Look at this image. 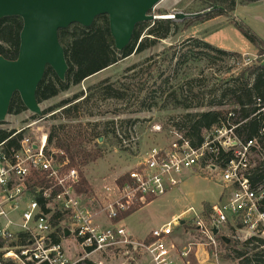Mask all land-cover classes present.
I'll return each instance as SVG.
<instances>
[{
	"label": "built area",
	"instance_id": "built-area-1",
	"mask_svg": "<svg viewBox=\"0 0 264 264\" xmlns=\"http://www.w3.org/2000/svg\"><path fill=\"white\" fill-rule=\"evenodd\" d=\"M244 62L252 64L248 58ZM255 106L254 115L264 120V98L256 97ZM228 110V119L206 132L198 147L172 128L174 137L168 145L148 148L128 171L105 180L96 193L98 208L88 205L87 195L78 189L80 170L70 165L64 150L50 147L47 133L37 129L34 136L23 134L18 148L1 142L0 264H76L84 259L106 264L111 255H122L131 263L146 256L151 264H188L192 244L202 246L206 257H214L218 264L221 236L234 237L226 229L233 235L244 233V240L264 238V187H254L250 180L254 156L260 153L264 160L259 142L264 126L257 136L243 139L236 131L243 120L231 121L237 115ZM36 122L14 130L11 137ZM187 169L200 170L223 187L209 211L193 207L186 211L194 214L192 226L204 242L176 250V231L184 226L186 212L144 238L128 231L122 223L125 214L178 185V176ZM65 227L71 231L68 236Z\"/></svg>",
	"mask_w": 264,
	"mask_h": 264
},
{
	"label": "rangeland",
	"instance_id": "rangeland-1",
	"mask_svg": "<svg viewBox=\"0 0 264 264\" xmlns=\"http://www.w3.org/2000/svg\"><path fill=\"white\" fill-rule=\"evenodd\" d=\"M205 11L206 7L202 0H161L150 11L155 19L146 23L152 26L156 18L172 16L174 22L180 25L182 30L176 33L172 32L169 37L160 40L147 50L134 53L120 60L117 64L40 105L44 110L58 104L64 98L72 97L81 92L84 93L85 97L94 91L93 89L89 91V88L104 79L115 82L117 87L131 86L136 96H130L127 100L120 101L102 99L95 95L88 103H84V111L78 119L61 118L59 109L37 118H34L32 116L34 114L28 110L21 114H9L2 127L14 131L38 121L32 128H27L23 134L34 136L37 129H41L40 133L45 132L49 136L53 125L81 124L82 127L90 128L91 124L96 123L99 124L100 129H104V124L114 122L107 124L109 133L106 136H100L97 141L91 140L86 143V152L96 155L95 160L78 168L88 180L91 185V192L96 197V193H99L106 179L128 171L142 152L154 145H168L174 137L169 117L187 111L181 107H175L173 103L163 107L165 96L159 98L160 92L158 91L155 94L157 97L155 99L159 101L158 106L152 110L142 109L137 101L138 98H136L144 96V92H139L140 89L158 88L166 78L171 79V86L173 85L171 91L178 87L184 88L183 90L186 91L184 83L192 77H204L212 85L218 80L228 77L229 72L238 73L241 71L245 67L244 59H250L251 63L257 59L258 50L256 46L243 35L235 22L245 23L257 36L264 40V0L248 5H238L233 12L237 18L233 16V13L221 15L208 21L196 20L199 15L184 19L174 17L175 14L179 13L194 14ZM191 20L194 22L189 23ZM147 31L148 29L143 33V37L148 36ZM193 37L203 38L204 41L217 48L240 52L242 58L234 60L226 57L225 60H216L211 65L207 60H197L191 56L186 63L177 67L175 60H171L173 52L175 50L181 51V53L185 52L186 49L182 50L184 42ZM207 89V87L203 88L204 91ZM229 108V106H222V109ZM208 109V107H204L197 110ZM254 157L256 159L259 156ZM178 178L181 179L178 185L168 189L165 194L148 201L126 217L122 223L128 231L137 238H144L152 229L168 222L174 215L184 213L191 207L198 212L204 211L205 206L210 207L220 200L223 191L222 185L200 170H184ZM91 192L87 193L86 202L90 207L98 208V197L92 198ZM183 215L182 219H185L186 222L183 227L176 231L177 242H175V246L179 253L190 247L191 243L204 242L202 235L192 226L194 214L188 211ZM224 232L234 236L230 237L232 241H244V233L233 235L228 229ZM191 247L193 249L188 257V264H217L214 257H206L202 246L192 244ZM206 249L208 250V248ZM226 253L228 251L223 247L221 249V262L218 264H234L231 259L225 258ZM148 259L144 256L143 259L131 263L122 255H111L106 264H120L122 262L151 264ZM181 264H184L183 261Z\"/></svg>",
	"mask_w": 264,
	"mask_h": 264
},
{
	"label": "trees",
	"instance_id": "trees-1",
	"mask_svg": "<svg viewBox=\"0 0 264 264\" xmlns=\"http://www.w3.org/2000/svg\"><path fill=\"white\" fill-rule=\"evenodd\" d=\"M258 1L261 0H202L206 11L199 15L196 20L208 21L221 15H230L238 5H248ZM214 6L217 8L207 10ZM192 22L194 21L191 20L189 23ZM235 25L256 46L258 57L255 62L245 66L238 73L229 72L228 77H224L212 85L204 77H192L184 83L186 91L179 87L171 91L173 87V85L171 86V79L166 78L158 88L140 89L139 92H144V96L136 97L142 109L152 110L159 104V101L155 99L157 98L155 94L158 91L160 92L159 98L165 96L163 107L173 103L175 107L187 110L183 114L170 116L169 122L171 121L172 128L182 133L195 147L201 144L206 132L228 119L229 110L222 109L224 105L236 112L237 116L231 118V121L243 120L236 129L238 135L243 139L257 136L260 128L264 126L262 116L254 115L257 110L255 98H264V40L257 36L245 23L235 22ZM22 27L23 21L19 16L0 19V55L7 59L17 58ZM147 29L148 36L143 37V33ZM180 30H182L180 25L174 22L172 16L158 17L152 26L146 22H141L137 24L130 44L124 50L118 51L110 30L109 17L106 14L96 17L92 26L88 28L79 23H73L68 28L60 29L59 40L65 49L69 66L66 78L65 80L59 79L55 71L47 66L44 78L37 89V101L41 104L50 100L117 64L120 60L134 53L143 52L156 45L160 40L169 37L172 32L176 33ZM182 48L186 51L181 53V51L175 50L171 56V60H175L177 67L186 63L191 56L197 60H207L211 65L216 60H225L226 57L234 60L242 58V53L217 48L204 41L203 38L187 39ZM206 87L208 89L204 91L203 88ZM92 89L94 91L85 97L84 93L81 92L62 99L58 104L44 109L41 116L59 109L61 118L78 119L84 111V103H88L95 95L102 99L120 101L127 100L130 96H136L131 86L117 87L115 82L110 79L102 80L89 88V91ZM204 107L209 109L197 110ZM24 111H27V108L20 95L15 93L9 107V114H21ZM32 116L34 118L39 117L38 115ZM4 123L5 121L0 124V143L5 141L6 146L18 148L23 133L11 137L14 131L2 127ZM111 123L114 122L107 124ZM107 124H104V129H100L99 124L96 123L91 124L90 128L82 127L81 124L53 125L48 136V144L64 150L70 165L80 168L95 160L96 155L86 152V143L91 140L97 141L100 136H106L109 133ZM259 142L264 154V137H261ZM258 156L254 161L250 175L253 186L257 188L264 187V160L263 155L259 153ZM80 174L81 184L78 189L87 195L88 192L92 191L91 185L82 171ZM127 177L128 175H125L123 179ZM204 209L209 211L210 207L205 206ZM136 210L138 209L130 210L125 214V217ZM220 241L221 245L228 251L225 258L231 259L234 264H264V238L250 237L242 242L231 239L229 243L222 239ZM76 264L94 263L84 259Z\"/></svg>",
	"mask_w": 264,
	"mask_h": 264
},
{
	"label": "water",
	"instance_id": "water-1",
	"mask_svg": "<svg viewBox=\"0 0 264 264\" xmlns=\"http://www.w3.org/2000/svg\"><path fill=\"white\" fill-rule=\"evenodd\" d=\"M161 0H0V19L19 16L23 21L20 47L16 59L0 55V124L9 115V107L18 93L34 115L41 116L37 89L50 66L58 78L65 80L68 71L65 49L59 30L73 23L91 27L99 15L109 17L110 30L118 51L131 42L137 24L153 21L150 11ZM214 6L211 9H215ZM203 13V12H201ZM201 13L175 14L176 19L195 17ZM184 222V221H182ZM65 227V236L70 234ZM217 233V229H214ZM222 240L229 243L225 235Z\"/></svg>",
	"mask_w": 264,
	"mask_h": 264
},
{
	"label": "crops",
	"instance_id": "crops-1",
	"mask_svg": "<svg viewBox=\"0 0 264 264\" xmlns=\"http://www.w3.org/2000/svg\"><path fill=\"white\" fill-rule=\"evenodd\" d=\"M233 16H235V13H233ZM235 18H237V16H235ZM243 54H245V53H243ZM245 55H247V54H245ZM247 56H248V55H247ZM147 234H148V233H147ZM147 234H146V235H147ZM146 235H145V236H146ZM145 236H144V237H145Z\"/></svg>",
	"mask_w": 264,
	"mask_h": 264
}]
</instances>
